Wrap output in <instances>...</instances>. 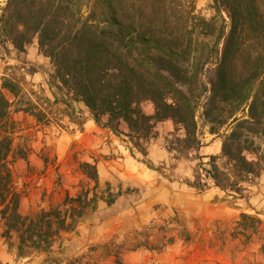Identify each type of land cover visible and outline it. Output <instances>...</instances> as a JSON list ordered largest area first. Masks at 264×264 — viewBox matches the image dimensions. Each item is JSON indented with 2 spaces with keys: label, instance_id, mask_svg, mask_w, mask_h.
I'll return each mask as SVG.
<instances>
[{
  "label": "trees",
  "instance_id": "trees-1",
  "mask_svg": "<svg viewBox=\"0 0 264 264\" xmlns=\"http://www.w3.org/2000/svg\"><path fill=\"white\" fill-rule=\"evenodd\" d=\"M212 1L213 17L188 14L184 28L172 32L179 18L170 0H7L0 14V42L7 40L23 52L36 39L38 51L51 64L49 85L61 91L63 103L83 104L96 124L114 132L125 123L132 147L141 153L155 125L168 119L182 131L177 138L181 148L198 147L201 95L209 117L221 116L227 106L220 156L209 155L201 170L221 191L242 195L241 182L258 175L264 162V0ZM205 69L211 72L207 80ZM19 89L14 79L1 78L0 215L5 235L17 233L20 252L49 250L61 231L74 229L78 218L95 209L97 171L94 163L81 162L82 173L95 183L92 189L66 195L61 203L31 216L19 212L10 168L16 159L14 122L6 95L15 97ZM144 102L153 104L151 114L143 111ZM240 108H247L246 116H236ZM209 132L218 133L213 122ZM196 175L193 186L202 190L206 184Z\"/></svg>",
  "mask_w": 264,
  "mask_h": 264
},
{
  "label": "rangeland",
  "instance_id": "rangeland-1",
  "mask_svg": "<svg viewBox=\"0 0 264 264\" xmlns=\"http://www.w3.org/2000/svg\"><path fill=\"white\" fill-rule=\"evenodd\" d=\"M6 1L0 0V14ZM170 1L179 18L172 32L184 28L188 14L206 20L215 15L212 0ZM222 16L228 22L225 13ZM214 41L209 45L214 46ZM33 47H37L36 39L23 52L7 40L0 42V83L3 77L12 78L20 88L15 97L6 92L14 122L11 138L16 159L10 168L12 186L19 195L18 210L31 216L56 206L66 195L76 197L92 189L95 183L80 169L84 161L96 167V207L78 218L74 229L61 231L62 237L49 250L25 248L20 252L17 233L5 235L0 215V247L5 249L0 264H189L191 248L210 230L229 233L223 240L215 239L228 241L235 258L253 243L264 260V162L258 175L241 182L242 195L221 191L201 170L209 155L220 156L227 129L221 121L229 113L227 106L221 116L209 117L204 113L205 95L200 96L196 110L200 144L196 148H181L177 138L182 131L170 119L155 125L152 136L142 144L143 153L132 147L125 123L118 132L97 124L110 130L111 138L88 147L80 141L84 139L80 133L91 114L81 103H63L61 91L49 85V58L39 52V61L33 60ZM36 71L44 77L39 74L33 81L31 75ZM210 74L205 69L203 79ZM142 109L151 114L153 104L144 102ZM246 115L247 108L236 113L237 117ZM100 119L106 122V116ZM212 122L218 133L209 132ZM254 142L260 144L258 138ZM247 156L256 158L253 153ZM218 163L223 165L224 159L219 157ZM196 172L206 184L202 190L193 186ZM241 213L249 217L241 218Z\"/></svg>",
  "mask_w": 264,
  "mask_h": 264
},
{
  "label": "crops",
  "instance_id": "crops-1",
  "mask_svg": "<svg viewBox=\"0 0 264 264\" xmlns=\"http://www.w3.org/2000/svg\"><path fill=\"white\" fill-rule=\"evenodd\" d=\"M35 51V59H40V54L37 49V47H33L31 49V54ZM34 55V54H33ZM45 58V57H43ZM43 61V60H40ZM42 75L43 73L34 72L33 75H31L32 80H37L39 77L38 75ZM44 77V76H43ZM39 81V80H38ZM39 83H37L38 85ZM44 78L43 82H40L41 87H44ZM91 116V115H90ZM84 129L82 130V133H80L84 139H81L80 141L85 146H94V144L101 143L106 138H111L110 134L111 131L108 130L105 127L99 126L95 123L92 117L88 118L84 123ZM102 134V135H100ZM60 236L62 237V232H60ZM216 236H220L222 240L229 236V233H219L215 231H207L205 232L203 238L199 239V242L196 243L192 250L190 251L189 257V264H264V260L262 255L258 252V248H254L253 243L252 246H247L243 252L240 253V257H234L236 256L234 254V251H229V248L224 242H219L217 239H215ZM166 247H169L170 245L167 243L165 245ZM5 253V249L0 247V259L1 255ZM181 253H179L180 255ZM165 264H176L175 262H167Z\"/></svg>",
  "mask_w": 264,
  "mask_h": 264
}]
</instances>
